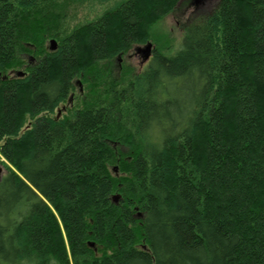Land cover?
Segmentation results:
<instances>
[{
	"label": "trees",
	"instance_id": "16d2710c",
	"mask_svg": "<svg viewBox=\"0 0 264 264\" xmlns=\"http://www.w3.org/2000/svg\"><path fill=\"white\" fill-rule=\"evenodd\" d=\"M51 1L0 0V264H264V0H220L64 119L76 78L186 0H123L46 53ZM28 45L43 57L10 78Z\"/></svg>",
	"mask_w": 264,
	"mask_h": 264
},
{
	"label": "rangeland",
	"instance_id": "374dc122",
	"mask_svg": "<svg viewBox=\"0 0 264 264\" xmlns=\"http://www.w3.org/2000/svg\"><path fill=\"white\" fill-rule=\"evenodd\" d=\"M121 1L123 0H52L51 3L54 5L56 15L60 18V37L46 38L43 50L46 53H51V41L55 40L57 45L54 52H56L61 46V38L73 34L75 30L85 27L87 24L96 22ZM219 1L186 0L180 3L174 12L157 23L152 30L150 43L154 50L166 54L177 52L185 36L187 25L196 17L210 15ZM145 46L146 43L143 45L134 44L132 49L128 52H122L112 61L99 63L87 77L76 78L73 91L57 110L56 117L64 119L86 105L107 103L114 96L113 94L128 89L129 85L147 67L140 53L141 50L145 49ZM26 49L29 53L26 52L21 56L26 65L24 68H19L10 73L12 77H17L20 73L25 74V69L29 65L37 64V61L43 57L35 45H28ZM7 165L5 158L0 156V179L7 173ZM110 170L116 177L124 176L120 172V164L118 163H114ZM115 195L120 196L118 193Z\"/></svg>",
	"mask_w": 264,
	"mask_h": 264
},
{
	"label": "water",
	"instance_id": "95a60500",
	"mask_svg": "<svg viewBox=\"0 0 264 264\" xmlns=\"http://www.w3.org/2000/svg\"><path fill=\"white\" fill-rule=\"evenodd\" d=\"M56 45H57L56 41H55V40H52V41H51V48H50V51H55V49H56ZM153 52H154V47L152 46V44H151L150 42L147 43L146 46H145V49L140 51V53L142 54V57H143V59H144V62H146V61H148V60L151 59L150 57L152 56V53H153ZM18 75L23 76L22 73H20V74H18ZM0 78H1V77H0ZM120 199H121V196H119V195H115V196L113 197V201H114L115 203L118 202Z\"/></svg>",
	"mask_w": 264,
	"mask_h": 264
},
{
	"label": "flooded vegetation",
	"instance_id": "af4514ba",
	"mask_svg": "<svg viewBox=\"0 0 264 264\" xmlns=\"http://www.w3.org/2000/svg\"><path fill=\"white\" fill-rule=\"evenodd\" d=\"M153 56H154V52L152 53V56L150 57L151 59L148 60V61H146L147 66H148L149 62L152 60V57H153ZM9 76H10V78H12L11 74H9Z\"/></svg>",
	"mask_w": 264,
	"mask_h": 264
}]
</instances>
